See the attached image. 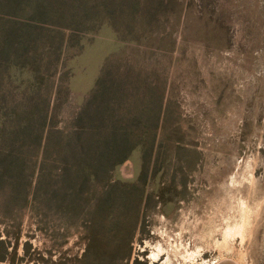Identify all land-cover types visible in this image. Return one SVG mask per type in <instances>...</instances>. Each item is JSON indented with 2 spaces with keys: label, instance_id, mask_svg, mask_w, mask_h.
<instances>
[{
  "label": "rangeland",
  "instance_id": "1",
  "mask_svg": "<svg viewBox=\"0 0 264 264\" xmlns=\"http://www.w3.org/2000/svg\"><path fill=\"white\" fill-rule=\"evenodd\" d=\"M139 1L49 25L48 75H0V108L46 101L58 133L7 168L0 264H264V0ZM100 78L146 105L162 95L165 119L151 157L137 148L107 175L134 203L119 236L91 212L102 185L76 191L58 159L77 116L98 117L86 101Z\"/></svg>",
  "mask_w": 264,
  "mask_h": 264
},
{
  "label": "trees",
  "instance_id": "2",
  "mask_svg": "<svg viewBox=\"0 0 264 264\" xmlns=\"http://www.w3.org/2000/svg\"><path fill=\"white\" fill-rule=\"evenodd\" d=\"M128 1L136 10L140 6L139 0ZM109 4L119 5V0H0V75L13 78V70L27 72L34 76V80L35 76L48 75L53 62L47 61L39 41L46 30H54L49 25L75 31L78 29L75 26L81 23L80 17L94 11L88 6L95 9L96 5L104 7ZM114 12L111 9L107 13ZM144 13L149 14V10ZM120 83L118 93L116 85L106 88L103 79L98 80L86 101L96 103L94 108L99 110L98 117L89 112L77 116L76 129L65 136L68 151L58 158L62 167L72 168L71 172L64 169L61 175L67 184L71 175L72 187L76 191L91 190L94 182L102 185L103 191L92 200L91 212L94 216L101 214L102 227L118 236L119 228L125 230L134 203L127 192L119 188V182L108 180L107 175L127 161L137 148L142 151L143 158L151 157L165 120L162 95L157 99L159 103L146 105L138 92L136 96L123 93ZM47 114L46 101L42 107L0 108V119L5 118L0 121V185L7 179V168L18 164L16 157L20 147L33 153L39 149L42 154L48 150L49 137L58 133L49 129ZM148 116L151 121L147 120ZM7 117L13 120H6ZM110 117L117 120H109ZM18 199L19 196L15 195L14 200ZM147 199L141 195L139 206ZM95 222L96 219L90 221L93 227Z\"/></svg>",
  "mask_w": 264,
  "mask_h": 264
}]
</instances>
